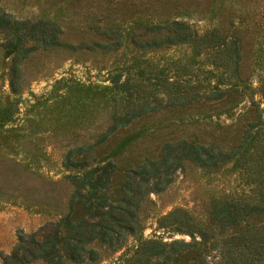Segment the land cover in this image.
Returning <instances> with one entry per match:
<instances>
[{
    "label": "rangeland",
    "instance_id": "1",
    "mask_svg": "<svg viewBox=\"0 0 264 264\" xmlns=\"http://www.w3.org/2000/svg\"><path fill=\"white\" fill-rule=\"evenodd\" d=\"M0 7L15 19L55 21L60 40L59 45L31 51L20 62L21 91L15 95L9 92L8 58L0 45V104L12 110L10 121L0 128V193L14 197L0 205V257L10 251L19 232H34L41 237L66 213L71 187L64 178L69 171L61 167V157L67 148L90 142L106 124L108 113L99 110L90 114V101L109 86L112 70L120 66L121 53L162 50L147 56L157 68L180 57V50L189 53L184 46H140L149 36L140 33L143 23L174 19L184 21L198 33L216 27L234 34L241 53L236 91L220 99L146 113L110 134L92 153H86L89 162L92 156L96 161L114 162L113 180L117 181L121 170L134 166L144 156H155L165 141L183 138L230 148L237 143L243 125L253 119L254 104L264 119V0H0ZM118 34L120 45L115 44ZM195 58L200 61H194L195 75L189 78L202 84L200 92L228 88L233 83L224 75L220 78L221 70L214 69L205 54ZM40 96L48 100L36 101ZM20 149H38L39 160L33 170L21 166L25 156ZM5 150L21 155H8ZM223 191H243L234 169L206 174L186 163L166 188L149 193L142 202V229L137 237L129 236L116 248L96 245L98 259L67 264H126L125 258L134 253L139 240L191 241L188 234L160 225L159 218L181 208L200 222L206 221L211 198ZM190 257L184 254L173 264H192ZM204 257V264L222 261L216 249H210Z\"/></svg>",
    "mask_w": 264,
    "mask_h": 264
},
{
    "label": "trees",
    "instance_id": "2",
    "mask_svg": "<svg viewBox=\"0 0 264 264\" xmlns=\"http://www.w3.org/2000/svg\"><path fill=\"white\" fill-rule=\"evenodd\" d=\"M140 33L149 34L142 47L184 46L189 53L180 50V57L161 68L149 63L147 56L162 50L121 53L120 66L112 70L109 86L90 101V114L99 110L108 113L106 124L93 134L90 142L67 148L61 157V167L69 171L64 178L71 187L66 213L51 223L41 237H36L34 232H19L10 251L1 255L0 264H25L34 260L42 264L81 263L98 259L96 245L122 246L129 236L137 237L141 232V205L148 194L166 188L175 172L186 163L206 174H218L230 167L235 170L243 191H223L212 197L206 221L200 222L184 209H172L159 218L160 225H170L188 234L191 241L139 240L134 253L125 258L126 264H173L184 254H190L192 264H204V254L210 249L218 251L221 264H264V119L253 101H250L254 104L253 119L243 125L237 143L230 148L183 138L168 140L161 144L155 156H144L134 166L121 170L117 181L113 180L114 162L96 161L94 156L90 162L86 159L85 154L92 153L110 134L146 113L192 105L203 99H220L236 91L241 53L239 39L234 34L223 33L216 27L198 33L184 21L174 19L143 23ZM0 34L3 55L8 58L9 92L19 94L20 62L35 49L59 45V27L50 19H15L0 7ZM117 37L115 44L120 45L119 34ZM199 54H205L214 69L221 70L220 78L224 75L233 83L228 88L200 92L202 84L189 78L195 75L193 63L200 61L195 60ZM39 100L48 99L36 97ZM11 115L9 106L0 104V128L10 121ZM10 151L5 150L8 155L23 154L21 166L29 170L39 160L38 149H20L21 154ZM11 197L14 198L1 192L0 205Z\"/></svg>",
    "mask_w": 264,
    "mask_h": 264
}]
</instances>
